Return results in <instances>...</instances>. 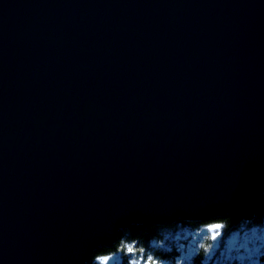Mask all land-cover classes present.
I'll use <instances>...</instances> for the list:
<instances>
[{"label":"water","instance_id":"obj_1","mask_svg":"<svg viewBox=\"0 0 264 264\" xmlns=\"http://www.w3.org/2000/svg\"><path fill=\"white\" fill-rule=\"evenodd\" d=\"M263 194L264 0H0V264Z\"/></svg>","mask_w":264,"mask_h":264},{"label":"trees","instance_id":"obj_2","mask_svg":"<svg viewBox=\"0 0 264 264\" xmlns=\"http://www.w3.org/2000/svg\"><path fill=\"white\" fill-rule=\"evenodd\" d=\"M221 225L213 235L206 229L210 225ZM264 229V194L250 219L225 214L207 217L204 220L176 219L171 223L130 224L119 229L110 247H99L92 251L85 264H99L97 258L116 256L115 264H264V246L252 258L224 257L228 240L234 235L250 236L252 230ZM214 233V234H215ZM129 247L133 249L129 252ZM242 248L230 251L236 253ZM151 255L152 261H147Z\"/></svg>","mask_w":264,"mask_h":264},{"label":"rangeland","instance_id":"obj_3","mask_svg":"<svg viewBox=\"0 0 264 264\" xmlns=\"http://www.w3.org/2000/svg\"><path fill=\"white\" fill-rule=\"evenodd\" d=\"M218 225V224H215ZM215 225L207 226V230L214 235L215 231L218 229L213 227ZM264 246V229L260 232L256 230H252L250 236H246L244 234H241L240 236L234 235L230 237L228 240L227 245V251L224 257H237L239 259H243L244 257H251L252 261H256L254 258H252L256 253H258L259 249ZM233 248L240 249L242 248L243 251H239L236 253H230ZM105 258H108L105 260ZM99 264H115L117 261L116 256L110 255V256H103L97 258Z\"/></svg>","mask_w":264,"mask_h":264},{"label":"snow or ice","instance_id":"obj_4","mask_svg":"<svg viewBox=\"0 0 264 264\" xmlns=\"http://www.w3.org/2000/svg\"><path fill=\"white\" fill-rule=\"evenodd\" d=\"M213 227H215V228H220V227H222L221 225H215V226H213ZM217 235H219V232H216L214 235H213V239H216V236ZM133 251V249L131 248V247H129V252H132ZM108 258H105V260H107ZM152 256L151 255H149L148 257H147V261H152ZM134 264H135V262H134ZM146 264H147V262H146Z\"/></svg>","mask_w":264,"mask_h":264}]
</instances>
